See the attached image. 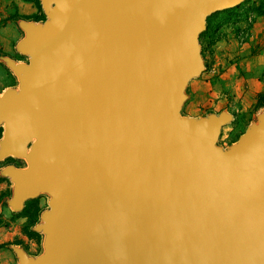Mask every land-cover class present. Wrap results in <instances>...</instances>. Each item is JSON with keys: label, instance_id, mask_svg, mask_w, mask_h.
<instances>
[{"label": "water", "instance_id": "obj_1", "mask_svg": "<svg viewBox=\"0 0 264 264\" xmlns=\"http://www.w3.org/2000/svg\"><path fill=\"white\" fill-rule=\"evenodd\" d=\"M244 1L41 0L0 99V158L39 139L13 205L55 195L46 257L20 264H264V115L226 152L231 116H179L206 19Z\"/></svg>", "mask_w": 264, "mask_h": 264}, {"label": "rangeland", "instance_id": "obj_2", "mask_svg": "<svg viewBox=\"0 0 264 264\" xmlns=\"http://www.w3.org/2000/svg\"><path fill=\"white\" fill-rule=\"evenodd\" d=\"M48 20L41 0H0V99L6 92L20 91L17 69L30 63L29 55L19 50L28 38L26 27ZM198 42L202 69L180 92L179 116L196 120L231 116L211 146L226 152L264 113V0H245L211 14ZM0 126L4 134V124ZM31 146L32 141L24 156L0 158V264H20L18 252L32 262L47 254L50 234L36 228L43 224L55 195L40 191L14 207L16 183L6 174L9 169L31 168ZM24 228L37 235H28Z\"/></svg>", "mask_w": 264, "mask_h": 264}, {"label": "bare ground", "instance_id": "obj_3", "mask_svg": "<svg viewBox=\"0 0 264 264\" xmlns=\"http://www.w3.org/2000/svg\"><path fill=\"white\" fill-rule=\"evenodd\" d=\"M264 113L261 115L263 116ZM2 123L4 124V128H5V131H4V134H3V138H2V142H4V138H5V134L8 133L9 131V127H8V122L7 121H2ZM39 139L37 138V136H34L33 139H32V144L35 143V142H38Z\"/></svg>", "mask_w": 264, "mask_h": 264}, {"label": "trees", "instance_id": "obj_4", "mask_svg": "<svg viewBox=\"0 0 264 264\" xmlns=\"http://www.w3.org/2000/svg\"><path fill=\"white\" fill-rule=\"evenodd\" d=\"M44 18V17H43ZM208 19H209V17L206 19V24L208 23ZM43 20V19H42ZM2 136H3V129H2V127L0 126V140L2 139ZM31 226H35L34 224L33 225H31ZM24 231L26 232V233H28V235H37L36 233H32V232H28V230L26 229V228H24Z\"/></svg>", "mask_w": 264, "mask_h": 264}, {"label": "crops", "instance_id": "obj_5", "mask_svg": "<svg viewBox=\"0 0 264 264\" xmlns=\"http://www.w3.org/2000/svg\"><path fill=\"white\" fill-rule=\"evenodd\" d=\"M254 31V26L252 27V29H251V32H253ZM15 207V206H14Z\"/></svg>", "mask_w": 264, "mask_h": 264}]
</instances>
